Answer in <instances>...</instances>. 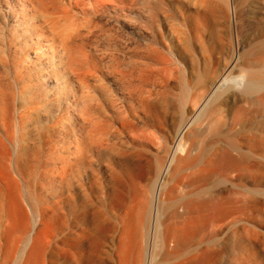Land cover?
Returning <instances> with one entry per match:
<instances>
[{"label":"bare ground","instance_id":"bare-ground-1","mask_svg":"<svg viewBox=\"0 0 264 264\" xmlns=\"http://www.w3.org/2000/svg\"><path fill=\"white\" fill-rule=\"evenodd\" d=\"M137 13L153 1L0 0L18 17L0 26V264H227L228 247L231 264H264L252 228L223 237L264 214V114L250 131L249 108L264 110V18L195 0L183 61L100 55L110 20Z\"/></svg>","mask_w":264,"mask_h":264},{"label":"rangeland","instance_id":"rangeland-1","mask_svg":"<svg viewBox=\"0 0 264 264\" xmlns=\"http://www.w3.org/2000/svg\"><path fill=\"white\" fill-rule=\"evenodd\" d=\"M152 1L155 16L151 18L137 13L132 20H127L123 17H118V21L110 20L108 28H111V33L114 32L117 36L109 43L104 39L100 40L98 43V53L105 57L117 55L123 58H127L131 53H135L138 57L141 56L147 48L153 47L160 52L172 53L179 60L183 61V57L186 55L183 54L182 42L180 43L178 40L182 41L184 38L185 21L188 17L194 16L195 0ZM231 3L233 10L231 16H250L255 19V22H257L258 19L264 18V0H231ZM163 12L167 13L169 16H164ZM17 19L18 17L16 16H2L0 14V26L6 28L5 30H11L16 26ZM171 27L176 28L178 37L170 30ZM26 37L24 38L23 36L20 38V48L16 50L17 55H20V52L30 51V49L26 48V45L31 44L34 40L33 38ZM105 83L103 87L107 88L108 86L112 91L111 94L114 95L121 104H125L127 101L131 100L127 97L125 90L120 84H115L109 80ZM91 85V91L93 93L95 92L101 101L103 98H106L107 95H102L98 83L92 82ZM77 88L76 83H74V89ZM70 89L72 88L69 87L67 90L70 91ZM176 91L179 92V89H176ZM261 102L264 103V96L261 98ZM258 105L259 101H257L255 97H252L250 99L249 108L253 116L255 114L257 115L254 116L255 118H251V126L249 125L250 131H254L258 128L256 119L261 118L264 114V110L260 109ZM108 112H111V110L107 109V115H109ZM259 115H261V117H259ZM115 125L118 127V123H115ZM245 217L251 218L243 219L235 216L234 219L230 220L225 227L223 237H232V231H236L240 234L243 228H252L257 233V236H248L249 238L244 239V242L248 245L252 244V250H258V248L261 247L264 236V214L258 211L257 214L253 213ZM230 243L231 242H229V246H231ZM226 250L227 258L225 257L224 259L227 260V264H231L228 259L234 257L235 253H233L230 247L226 248Z\"/></svg>","mask_w":264,"mask_h":264}]
</instances>
